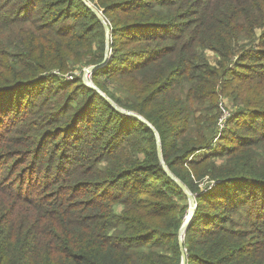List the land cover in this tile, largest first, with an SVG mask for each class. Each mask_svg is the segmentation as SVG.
<instances>
[{"label":"trees","instance_id":"1","mask_svg":"<svg viewBox=\"0 0 264 264\" xmlns=\"http://www.w3.org/2000/svg\"><path fill=\"white\" fill-rule=\"evenodd\" d=\"M175 179L186 264H264V0H0V264H182Z\"/></svg>","mask_w":264,"mask_h":264},{"label":"water","instance_id":"2","mask_svg":"<svg viewBox=\"0 0 264 264\" xmlns=\"http://www.w3.org/2000/svg\"><path fill=\"white\" fill-rule=\"evenodd\" d=\"M98 16L100 17V18H102L99 14H98ZM107 61V59H105V61L102 63V64H99V65H95V66H91V67H89V69H88V72H91V73H93V71L94 70H96V69H98V68H100V67H102L103 65H104V63ZM84 82L87 84V85H89V86H91V87H93V88H95V86H93V83L92 82H90V81H87V78L84 76ZM116 107V106H115ZM129 113H131V112H129ZM136 116V115H135ZM157 134V133H156ZM159 152L161 151L160 150V145H159ZM167 173L173 178V175H172V173L169 171V170H167ZM176 180V179H175ZM177 182H178V180H176ZM179 183V185L180 186H182L184 189H185V191H186V194H187V197H188V199H189V203H190V216L188 217V219H187V221H186V223L183 225V227L181 228V230H180V235H179V240H180V247H181V251H182V253H183V262H182V264H186V254H185V252H186V250H185V248H184V244H183V240H184V234H185V232H186V230H187V228H188V226H189V223H190V221H191V219H192V216H193V214L192 213H194V210L196 209V201H195V197H194V195L181 183V182H178Z\"/></svg>","mask_w":264,"mask_h":264},{"label":"built area","instance_id":"3","mask_svg":"<svg viewBox=\"0 0 264 264\" xmlns=\"http://www.w3.org/2000/svg\"><path fill=\"white\" fill-rule=\"evenodd\" d=\"M88 69H89V67L88 68H85L84 69V73H83V76H88V77H86L87 79H89V80H91V76H92V73L91 72H88ZM78 75H80L79 73H75V75H67L66 76V79H68V80H73L76 76H78ZM228 113L226 112V111H224V113H223V117H222V119L220 120L221 122L225 119V116L227 115ZM189 209H190V207H189ZM188 213H189V211H188ZM188 217V216H187ZM185 224V223H184Z\"/></svg>","mask_w":264,"mask_h":264},{"label":"rangeland","instance_id":"4","mask_svg":"<svg viewBox=\"0 0 264 264\" xmlns=\"http://www.w3.org/2000/svg\"><path fill=\"white\" fill-rule=\"evenodd\" d=\"M208 57L209 58H211V59H213V55L209 52L208 53ZM86 77H88V76H86ZM83 79H84V76H83ZM87 81H90V82H92L91 80H89V79H87ZM189 200V199H188ZM189 207H190V203H189ZM196 210V209H195ZM195 210H194V212H195ZM192 214H194V213H192ZM190 216V209H189V213H188V217ZM188 217L186 218V221H187V219H188ZM193 217V216H192ZM192 220V219H191ZM186 221H185V223H186ZM191 222V221H190ZM190 224V223H189ZM184 237V236H183Z\"/></svg>","mask_w":264,"mask_h":264}]
</instances>
